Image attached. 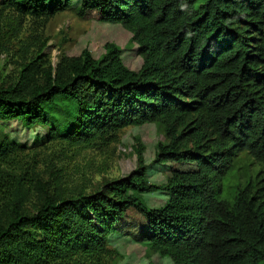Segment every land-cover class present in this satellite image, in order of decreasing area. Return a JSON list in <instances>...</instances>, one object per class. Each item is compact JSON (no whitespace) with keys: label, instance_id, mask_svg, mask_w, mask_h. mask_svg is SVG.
<instances>
[{"label":"trees","instance_id":"obj_1","mask_svg":"<svg viewBox=\"0 0 264 264\" xmlns=\"http://www.w3.org/2000/svg\"><path fill=\"white\" fill-rule=\"evenodd\" d=\"M71 1L0 6L41 17ZM78 14L136 28L139 71L113 45L99 59L87 49L62 56L55 68L32 59L15 83L0 85V120L48 124L63 139L90 141L159 118L186 126L193 112L195 145L180 147L173 124L168 143L156 145L170 196L161 207L134 194L158 189L145 181L141 163L90 194H43L33 214L22 212L26 191L18 184L0 198V264H89L111 233L149 243L175 264L264 263V0H80ZM9 150L0 143V161ZM242 150L261 167L255 183L231 202L217 198Z\"/></svg>","mask_w":264,"mask_h":264},{"label":"rangeland","instance_id":"obj_2","mask_svg":"<svg viewBox=\"0 0 264 264\" xmlns=\"http://www.w3.org/2000/svg\"><path fill=\"white\" fill-rule=\"evenodd\" d=\"M79 4L80 0H72L67 9L41 17L22 15L11 7L0 6L1 86L15 83L21 69L32 59L41 67L55 68L62 56H78L84 49L99 59L106 53L107 45L120 50L127 68L139 71L144 55L137 29L123 23L82 18L78 14ZM185 118L189 123L186 126L159 118L90 141L63 139L51 134L48 124L29 127L17 119L0 120V143L10 147L8 155L0 161V198L4 200L19 184L26 191L22 212L33 214L43 194L60 198L90 194L129 175L141 163L145 167V181L158 189L134 194L148 207H161L170 196L164 188L165 166L155 161L156 145L168 143L166 128L173 124L180 147L193 149L192 127L198 117L191 112ZM207 135L209 139L215 137L210 130ZM260 169L246 150L238 152L220 179L217 198L231 202L239 188L255 183ZM105 238L104 250L89 264H175L169 255L149 243L114 233Z\"/></svg>","mask_w":264,"mask_h":264}]
</instances>
